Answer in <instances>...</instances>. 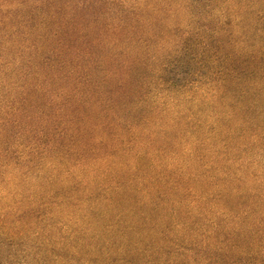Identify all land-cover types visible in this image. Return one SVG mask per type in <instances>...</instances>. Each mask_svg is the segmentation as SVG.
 I'll return each instance as SVG.
<instances>
[{
  "label": "trees",
  "instance_id": "trees-1",
  "mask_svg": "<svg viewBox=\"0 0 264 264\" xmlns=\"http://www.w3.org/2000/svg\"><path fill=\"white\" fill-rule=\"evenodd\" d=\"M0 264H264V0H0Z\"/></svg>",
  "mask_w": 264,
  "mask_h": 264
},
{
  "label": "rangeland",
  "instance_id": "rangeland-1",
  "mask_svg": "<svg viewBox=\"0 0 264 264\" xmlns=\"http://www.w3.org/2000/svg\"><path fill=\"white\" fill-rule=\"evenodd\" d=\"M101 9V8H100ZM101 11V10H99ZM176 19H178L179 21H183L185 16L183 15V13H177L175 15ZM96 33L92 34V35H88V36H92V37H95V36H99V35H95ZM101 36V35H100Z\"/></svg>",
  "mask_w": 264,
  "mask_h": 264
}]
</instances>
